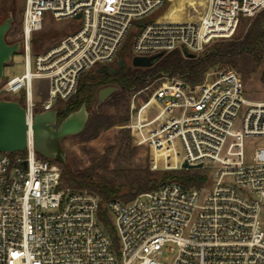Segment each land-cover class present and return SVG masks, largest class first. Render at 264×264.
Masks as SVG:
<instances>
[{
	"label": "built area",
	"instance_id": "built-area-1",
	"mask_svg": "<svg viewBox=\"0 0 264 264\" xmlns=\"http://www.w3.org/2000/svg\"><path fill=\"white\" fill-rule=\"evenodd\" d=\"M171 2L194 5L198 18L136 29L133 59L174 51L200 57L264 10V0H26L18 40L24 74L4 82L0 96L23 92L31 124L39 113L35 81L50 85L41 112L69 101L84 73L116 62L135 23ZM46 13L79 28L34 56ZM157 81L134 122L131 116L136 144L151 152V171L202 165L215 173L212 187L169 181L129 203L107 204L114 243L99 219V196L67 187L62 166L39 157L30 132L23 152H0V264H264V147L245 160V140L264 138V102L244 97L231 68L208 72L195 87Z\"/></svg>",
	"mask_w": 264,
	"mask_h": 264
},
{
	"label": "trees",
	"instance_id": "trees-1",
	"mask_svg": "<svg viewBox=\"0 0 264 264\" xmlns=\"http://www.w3.org/2000/svg\"><path fill=\"white\" fill-rule=\"evenodd\" d=\"M193 7L194 5L191 8ZM192 15L195 16V13ZM144 24L145 21H142L134 26L139 30ZM19 30V23L15 20L11 32L17 34ZM133 37L132 33L128 35L118 54L119 59L117 58L113 66H96L84 73L79 80L75 96L67 102H61L63 105L60 115L67 116L79 110L83 104L92 111L84 130L75 136L81 143L94 142L112 128L128 125L131 116L148 101L150 93L147 89L163 77L180 78L186 85L195 87L213 70L231 68L236 70L243 80H248L262 69L260 81L264 87V10L252 20L245 33L232 40L216 43L202 56L194 59L185 58L180 51H174L160 55L150 68H135L125 63L120 68L118 61L122 59L125 62ZM106 87H115L116 91L94 110L98 92ZM20 104L23 106L22 101ZM124 133L127 145L123 150L129 151L131 137L129 132ZM112 153V148L107 149L83 170L77 166L75 170L63 167L62 181L73 190L88 191L99 196V219L114 243L117 238L106 208L107 204L114 201L129 203L138 195L156 190L161 184L172 180L187 188H201L207 180L204 174L197 171L179 170L163 174L161 183L157 185V176L148 169L110 170Z\"/></svg>",
	"mask_w": 264,
	"mask_h": 264
},
{
	"label": "rangeland",
	"instance_id": "rangeland-1",
	"mask_svg": "<svg viewBox=\"0 0 264 264\" xmlns=\"http://www.w3.org/2000/svg\"><path fill=\"white\" fill-rule=\"evenodd\" d=\"M26 0H0V22L4 20V18L10 14L14 21L17 20L19 23V32L15 35L12 34L11 30L8 32L6 36V40L8 44H13L18 42L19 34L21 31V20L23 11L25 8ZM195 13V16L192 14ZM199 16V12L197 10H193L189 4L181 3V2H171L166 3L163 7L156 10L153 14H151L146 20L145 24L153 21H179L182 19H196ZM256 18V17H255ZM253 19H244L239 24L235 34L230 39L224 40H232L239 36L242 33H245ZM79 28V24L73 20L65 19V20H54L51 13H46L45 23L43 30L37 34L34 38V49L33 55H41L49 50L56 47L65 37L75 33ZM137 33L136 28L133 29L132 34L135 36ZM134 40V37H133ZM132 40V42H133ZM224 40H215L208 47L207 50L210 49L216 43H220ZM132 43L129 44L131 50ZM127 51L125 57V64L128 66H132L133 55L131 51ZM206 50V51H207ZM119 59V58H118ZM116 63V62H115ZM114 63V64H115ZM112 64L111 66H113ZM24 54L23 52L15 53L12 57V61L10 64L5 66L4 69V78L0 83V89L3 86L4 82L24 74ZM261 70L257 73L253 74L250 79L243 80L244 81V97L249 100L251 103H262L264 102V87L260 81L261 78ZM163 81H157L155 83L154 88L160 85ZM34 87L36 91V99L39 101V110H41V103L48 97L49 90V82L37 80L34 82ZM152 88L148 89L150 93ZM98 95V94H97ZM17 100L18 102L23 100V92L16 95H2L0 96V100ZM63 103L58 102L55 105V110L61 109ZM143 107V106H142ZM141 107V108H142ZM140 108V109H141ZM148 107H144L140 114V118L145 117V113ZM94 110L98 109V106H93ZM137 110L136 115L140 111ZM134 114V120L136 119V115ZM131 122V121H130ZM130 123L125 126H117L107 131L101 137L91 143H81L78 138L75 136L65 138L62 142V146L64 151L67 154V168L75 170L77 166L78 169H86L91 165L93 159L98 158L103 155L107 149H113V153L111 155V162L109 164V169L112 171H123V170H145L148 169L151 172V160L152 154L148 150L147 147H141L136 144L135 134L131 129ZM129 132L131 137L130 149L129 151H124L123 148L127 145V140L125 138V133ZM264 147V138L254 137L245 140V160L247 163H250V158L254 155V152ZM121 153V154H120ZM122 154L124 156H122ZM63 168V167H62ZM191 172L197 171L201 174H204L207 178L206 182L202 187H207L209 189L212 187L213 176L215 177L214 171L210 169H197V170H189ZM157 176V185H159L162 181L161 176L163 174H168V172L173 173L176 171H152ZM173 181V180H172ZM201 187V188H202ZM110 216V215H109ZM111 222H113V218L110 216Z\"/></svg>",
	"mask_w": 264,
	"mask_h": 264
},
{
	"label": "water",
	"instance_id": "water-1",
	"mask_svg": "<svg viewBox=\"0 0 264 264\" xmlns=\"http://www.w3.org/2000/svg\"><path fill=\"white\" fill-rule=\"evenodd\" d=\"M80 18V16H78ZM13 18L8 14L0 22V83L4 78L5 66L10 64L15 53L21 51L20 41L8 44L6 36L11 30ZM160 57L141 58L136 57L132 61L135 68H150ZM188 59L195 56L185 53ZM124 61L120 59L118 66L123 67ZM115 87L101 89L97 95V106L104 103L114 92ZM86 104L79 110L70 113L65 118L60 117V111L51 110L37 113L32 123L27 120L26 111L17 100H0V152L18 153L23 152L28 143V134L31 132L34 148L42 158L51 160L67 168V154L63 149L62 142L65 138L80 134L91 115ZM203 166H191L184 163L182 168L185 170H197Z\"/></svg>",
	"mask_w": 264,
	"mask_h": 264
},
{
	"label": "flooded vegetation",
	"instance_id": "flooded-vegetation-1",
	"mask_svg": "<svg viewBox=\"0 0 264 264\" xmlns=\"http://www.w3.org/2000/svg\"><path fill=\"white\" fill-rule=\"evenodd\" d=\"M53 110H55V108ZM57 110L60 111L59 109H57ZM60 117L65 118L66 116L65 115H60Z\"/></svg>",
	"mask_w": 264,
	"mask_h": 264
},
{
	"label": "crops",
	"instance_id": "crops-1",
	"mask_svg": "<svg viewBox=\"0 0 264 264\" xmlns=\"http://www.w3.org/2000/svg\"><path fill=\"white\" fill-rule=\"evenodd\" d=\"M40 81H46V82L48 83V81H47V80H40Z\"/></svg>",
	"mask_w": 264,
	"mask_h": 264
}]
</instances>
